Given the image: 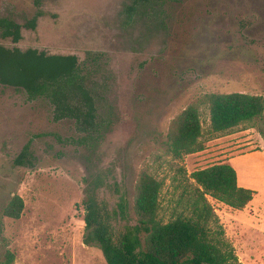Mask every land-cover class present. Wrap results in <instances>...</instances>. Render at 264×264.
<instances>
[{
	"label": "rangeland",
	"instance_id": "obj_1",
	"mask_svg": "<svg viewBox=\"0 0 264 264\" xmlns=\"http://www.w3.org/2000/svg\"><path fill=\"white\" fill-rule=\"evenodd\" d=\"M37 1L40 6L36 0H0V18L23 25L19 43L0 33V44L74 54L82 63L97 54L91 84L111 109L113 125L102 142L83 144L75 121L55 120L48 99L0 85V259L10 250L14 264H107L98 246L84 243L86 180L105 171L133 200L140 172L147 169L164 182L160 218L167 222L181 209L183 169L190 175L264 150V114L212 135L208 105L200 107L205 149L180 159L167 149L172 121L204 95L264 97V0L168 1L152 16L129 14L132 0ZM39 10L36 29L25 27ZM26 145L32 166L17 165ZM14 195L25 202L19 219L2 214ZM210 202L238 254L225 229L236 210ZM248 215L259 231L258 244L246 247L252 251L242 257L264 264V230L256 224L264 223V210L253 205Z\"/></svg>",
	"mask_w": 264,
	"mask_h": 264
},
{
	"label": "trees",
	"instance_id": "obj_2",
	"mask_svg": "<svg viewBox=\"0 0 264 264\" xmlns=\"http://www.w3.org/2000/svg\"><path fill=\"white\" fill-rule=\"evenodd\" d=\"M168 1L180 0H132L126 11L152 16L157 7ZM36 4L40 6L37 0ZM42 14L39 10L25 27L35 30ZM22 29L23 25L15 20L0 18L1 35L15 44L23 38ZM98 57L89 53L87 63H82L74 54H49L35 48L23 50L0 44V85L23 89L32 99H48L54 106L55 120L75 121L84 134L83 144L102 142L113 118L111 109L102 104L91 84ZM201 105L210 109L212 135L228 133L264 114L261 95L245 92L204 95L171 123L167 149L176 159L205 149ZM15 163L32 166L30 145L24 147ZM183 172V180H179L183 186L178 199L181 209L167 222L160 218L164 182L147 169L140 172L133 200L126 186L105 171L86 180L82 200L84 243L98 246L107 264H242L234 247L224 238V228L210 198L243 210L256 191L239 186L237 171L228 162L212 164L190 175L184 169ZM108 192L110 197L106 195ZM24 209V199L14 195L2 214L19 219ZM15 260V253L8 250L0 264H14Z\"/></svg>",
	"mask_w": 264,
	"mask_h": 264
},
{
	"label": "crops",
	"instance_id": "obj_3",
	"mask_svg": "<svg viewBox=\"0 0 264 264\" xmlns=\"http://www.w3.org/2000/svg\"><path fill=\"white\" fill-rule=\"evenodd\" d=\"M224 162L230 163L236 169L239 186L256 191L250 204L243 210H236V220L231 221V223L225 227L227 237H229L233 245L239 249V260L241 263L249 264V261L247 262L242 255H245L244 252L252 251L246 247L252 248L258 244V239H255L257 234H254V231H259L253 228L254 223L250 219L252 216L248 215V213L250 212V207L253 205L259 209L263 208L264 210V150H257L229 157ZM256 224L262 226L260 229L264 230V223L260 225L256 222ZM250 257L253 259V256L250 255ZM253 261L254 262L250 263H260L258 260ZM262 263H264L263 260Z\"/></svg>",
	"mask_w": 264,
	"mask_h": 264
}]
</instances>
